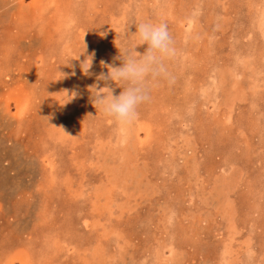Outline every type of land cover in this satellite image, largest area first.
Returning <instances> with one entry per match:
<instances>
[{
    "label": "rangeland",
    "instance_id": "rangeland-1",
    "mask_svg": "<svg viewBox=\"0 0 264 264\" xmlns=\"http://www.w3.org/2000/svg\"><path fill=\"white\" fill-rule=\"evenodd\" d=\"M139 21L176 55L121 126ZM0 264H264V0H0Z\"/></svg>",
    "mask_w": 264,
    "mask_h": 264
},
{
    "label": "clouds",
    "instance_id": "clouds-1",
    "mask_svg": "<svg viewBox=\"0 0 264 264\" xmlns=\"http://www.w3.org/2000/svg\"><path fill=\"white\" fill-rule=\"evenodd\" d=\"M135 24L136 31L132 33V42L128 43L123 50L119 49V56L116 57L121 61L119 66L105 65L102 61V65L108 68V72L107 74L101 72L97 77L98 81H114L123 90L119 95H114L113 89L107 85L102 88L97 85L90 87L91 101L96 109L121 126H128L135 122L138 107L149 99L152 82L169 75L165 61L176 55L166 24L151 21H139ZM145 44L147 48L141 54L137 51V47ZM91 67L92 57L91 63L87 58L81 61V68L85 75H92ZM76 95L75 92L69 95L72 97L70 100ZM59 104L66 103L59 102Z\"/></svg>",
    "mask_w": 264,
    "mask_h": 264
}]
</instances>
